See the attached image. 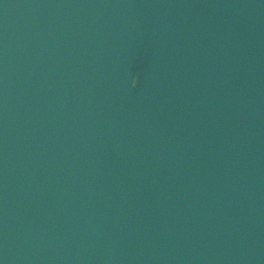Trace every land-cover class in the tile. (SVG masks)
I'll return each instance as SVG.
<instances>
[{"label":"water","instance_id":"95a60500","mask_svg":"<svg viewBox=\"0 0 264 264\" xmlns=\"http://www.w3.org/2000/svg\"><path fill=\"white\" fill-rule=\"evenodd\" d=\"M3 264H264V0H0Z\"/></svg>","mask_w":264,"mask_h":264},{"label":"snow or ice","instance_id":"6c2138e0","mask_svg":"<svg viewBox=\"0 0 264 264\" xmlns=\"http://www.w3.org/2000/svg\"><path fill=\"white\" fill-rule=\"evenodd\" d=\"M0 264H3V262H2V261H0Z\"/></svg>","mask_w":264,"mask_h":264}]
</instances>
